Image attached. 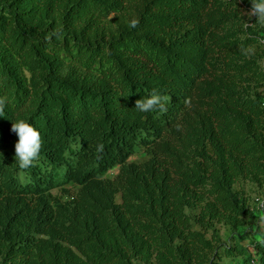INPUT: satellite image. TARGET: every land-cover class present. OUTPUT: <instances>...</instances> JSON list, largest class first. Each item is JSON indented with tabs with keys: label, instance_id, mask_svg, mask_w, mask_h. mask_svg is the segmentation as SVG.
Wrapping results in <instances>:
<instances>
[{
	"label": "trees",
	"instance_id": "obj_1",
	"mask_svg": "<svg viewBox=\"0 0 264 264\" xmlns=\"http://www.w3.org/2000/svg\"><path fill=\"white\" fill-rule=\"evenodd\" d=\"M250 11L0 0V264H264V210L246 193L264 188V22ZM153 90L166 111L136 109ZM19 119L43 140L26 170Z\"/></svg>",
	"mask_w": 264,
	"mask_h": 264
},
{
	"label": "clouds",
	"instance_id": "obj_2",
	"mask_svg": "<svg viewBox=\"0 0 264 264\" xmlns=\"http://www.w3.org/2000/svg\"><path fill=\"white\" fill-rule=\"evenodd\" d=\"M244 14L251 17L255 16L257 22H264V0H251V11ZM137 24L138 21L133 20L130 26L136 27ZM247 26L248 24L245 25V27ZM53 34L55 35V33ZM163 99L164 97L159 95L156 90H153V94L150 97L137 100L135 108L142 112H149L157 107L161 111H166L162 103ZM6 102L7 98H0V117L4 116ZM10 130L18 137V142L15 144V160L21 170H26L39 158L43 144L41 134L32 124L24 119L12 122ZM102 147L100 145L99 149L102 150Z\"/></svg>",
	"mask_w": 264,
	"mask_h": 264
},
{
	"label": "rangeland",
	"instance_id": "obj_3",
	"mask_svg": "<svg viewBox=\"0 0 264 264\" xmlns=\"http://www.w3.org/2000/svg\"><path fill=\"white\" fill-rule=\"evenodd\" d=\"M245 13H246V12H245ZM112 17H113V16H112ZM112 17H110V18H112ZM140 158H141V156H137V157H135L134 159L137 160V159H140ZM115 174H116V171H115V170H114V171H111V172L109 173V177H113ZM69 189H70V190L72 191V193H73V192H75V189H76V188L70 186ZM246 193H247L248 198H249L250 206H252L253 208H255L254 210H256V206H255L256 200H257L258 198H261V197L264 196V195H263V193H264V188H263L262 191H261L260 189H258V188H256V187H253V186H251V185H247V187H246ZM60 194H61V193H60L59 190H55V191H53V195H55V196H60ZM254 202H255V203H254ZM258 217L260 218V214H258ZM244 221H245V224H247V226H248L249 228H251V226L255 224V222H253V220H251V219H247V218H246ZM262 224H263V223H260L259 225L262 226ZM217 227H218L219 230H220V235H221L222 240H223L224 242L229 241V240H230V238H229L230 233H229V228H228V226L225 225L224 223H221V224H218Z\"/></svg>",
	"mask_w": 264,
	"mask_h": 264
},
{
	"label": "built area",
	"instance_id": "obj_4",
	"mask_svg": "<svg viewBox=\"0 0 264 264\" xmlns=\"http://www.w3.org/2000/svg\"><path fill=\"white\" fill-rule=\"evenodd\" d=\"M256 205L258 209L264 210V206H262L264 205V196L256 200ZM250 264H257V261L255 259H252Z\"/></svg>",
	"mask_w": 264,
	"mask_h": 264
}]
</instances>
